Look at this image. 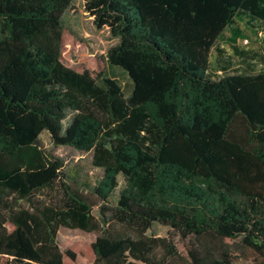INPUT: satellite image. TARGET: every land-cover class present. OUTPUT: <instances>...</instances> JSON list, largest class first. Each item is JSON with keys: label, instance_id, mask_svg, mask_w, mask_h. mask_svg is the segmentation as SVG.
<instances>
[{"label": "trees", "instance_id": "1", "mask_svg": "<svg viewBox=\"0 0 264 264\" xmlns=\"http://www.w3.org/2000/svg\"><path fill=\"white\" fill-rule=\"evenodd\" d=\"M73 2L0 0V264H82L79 246L60 249L62 227L99 232L83 248L93 264H163L153 250L176 254L173 231L190 264H235L213 239L239 242L264 264V60L258 72L210 73L236 21L264 31V0H84L95 25L120 38L107 57L132 79L129 96L64 63ZM238 119L253 148L231 135ZM44 131L56 146L92 152L101 179H67Z\"/></svg>", "mask_w": 264, "mask_h": 264}, {"label": "rangeland", "instance_id": "2", "mask_svg": "<svg viewBox=\"0 0 264 264\" xmlns=\"http://www.w3.org/2000/svg\"><path fill=\"white\" fill-rule=\"evenodd\" d=\"M63 23L66 27L64 33L63 61L75 70H90L95 77L100 73L116 80L122 87V91L129 96L133 90V81L126 71L113 66L108 61L107 54L109 50L120 42V38H116L108 27L98 28L95 25L94 17L86 11L84 0H74L72 6L66 11L63 17ZM222 50V54H220ZM222 55V56H221ZM264 56V31L250 30L242 22H237L233 27L227 29L222 37L218 40L217 45L213 49L212 63L210 73L214 78H219L227 73H235L240 70H253L258 72L261 69V58ZM256 59V63H250V58ZM217 59H221L218 61ZM253 60V59H252ZM254 65L253 69H249L248 65ZM227 65L228 71L219 72L222 66ZM68 121L65 123L67 125ZM231 135L234 139L239 140L249 148L255 146L251 142L248 129L241 119L235 121L231 128ZM40 142L46 151L56 157H60L65 161L66 178L73 181L74 176L80 175L84 180L90 179L93 183H97L103 176L102 169L96 167L93 163V153L78 151L68 146H56L51 134L44 131L40 137ZM120 185L112 195L110 202L106 207H114L118 201L119 193L124 187L123 177H119ZM85 194H88L94 202H98V198L92 197V193L83 188ZM49 192H43L48 198ZM94 214L97 218L101 217L99 206L94 208ZM111 211L107 212L110 217ZM112 229L123 230V227L113 222ZM128 231V230H126ZM134 233V231H128ZM136 234V233H135ZM99 232H87L80 229H71L62 227L58 232L57 242L62 251L72 248L76 249L84 262L82 264H93L94 257L91 256L89 247L96 241ZM187 241L184 240L176 231H173L166 238V244L174 246L177 251L172 254L164 244H158L153 250V255H157V260L163 264H190L187 258ZM209 244L215 247H225L236 256L235 264H260L259 256L254 255L248 248L242 246L239 242H231L229 240L213 241L209 240ZM219 248V249H221Z\"/></svg>", "mask_w": 264, "mask_h": 264}, {"label": "crops", "instance_id": "3", "mask_svg": "<svg viewBox=\"0 0 264 264\" xmlns=\"http://www.w3.org/2000/svg\"><path fill=\"white\" fill-rule=\"evenodd\" d=\"M237 22H242V23H244L243 21H236L235 24H237ZM235 24H234V25H235ZM244 24H245V23H244ZM234 25H233V26H234ZM245 25H246V24H245ZM233 26H232V27H233ZM246 27H247L248 29H250L247 25H246ZM250 30H251V29H250ZM261 60H262V61L264 60V56L261 58Z\"/></svg>", "mask_w": 264, "mask_h": 264}]
</instances>
